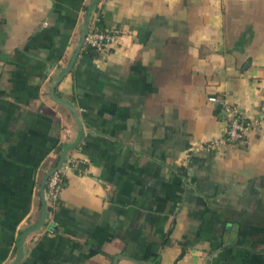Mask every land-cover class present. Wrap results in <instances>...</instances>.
Listing matches in <instances>:
<instances>
[{
  "label": "crops",
  "instance_id": "crops-1",
  "mask_svg": "<svg viewBox=\"0 0 264 264\" xmlns=\"http://www.w3.org/2000/svg\"><path fill=\"white\" fill-rule=\"evenodd\" d=\"M220 96L264 109V0H0V264H264V125L223 143Z\"/></svg>",
  "mask_w": 264,
  "mask_h": 264
},
{
  "label": "built area",
  "instance_id": "built-area-1",
  "mask_svg": "<svg viewBox=\"0 0 264 264\" xmlns=\"http://www.w3.org/2000/svg\"><path fill=\"white\" fill-rule=\"evenodd\" d=\"M118 35L102 28L101 17L96 14L91 20L88 34L84 45L92 49L98 56L108 53L111 45L117 42ZM210 101L220 108V115L225 122L222 141L228 145H237L245 141L247 134L253 130H258L264 125V109L255 119L248 120L241 112L238 104L231 102L225 97H211ZM219 142H213L205 149L214 148ZM202 147V148H204ZM64 185V177L61 169L55 171L48 179L46 184L45 201L51 208L58 204L59 195Z\"/></svg>",
  "mask_w": 264,
  "mask_h": 264
},
{
  "label": "water",
  "instance_id": "water-1",
  "mask_svg": "<svg viewBox=\"0 0 264 264\" xmlns=\"http://www.w3.org/2000/svg\"><path fill=\"white\" fill-rule=\"evenodd\" d=\"M88 28H89V23H88V19L86 21V24H85V28H84V31H83V37H82V43H81V47L84 45L85 43V39H86V36L88 34ZM60 103L64 104V105H68L66 102L62 101V100H58ZM218 110H220V108H218ZM66 156H67V151L64 152L58 166L50 173L48 174V176L46 177L44 183H43V186H42V191L44 193V190H45V187H46V184H47V181L49 179V177L55 172V171H58L62 168L63 164L65 163V160H66ZM45 216H46V210L44 208V211H43V214L41 216V220H40V223L39 225L37 226V228L31 230V231H35L37 230L38 228H40L42 226V224L44 223V219H45Z\"/></svg>",
  "mask_w": 264,
  "mask_h": 264
},
{
  "label": "trees",
  "instance_id": "trees-1",
  "mask_svg": "<svg viewBox=\"0 0 264 264\" xmlns=\"http://www.w3.org/2000/svg\"><path fill=\"white\" fill-rule=\"evenodd\" d=\"M103 28V27H102ZM104 29V28H103ZM87 51H90V52H94L95 53V51H93L92 49H90V48H87ZM96 54V53H95ZM97 55V54H96Z\"/></svg>",
  "mask_w": 264,
  "mask_h": 264
}]
</instances>
